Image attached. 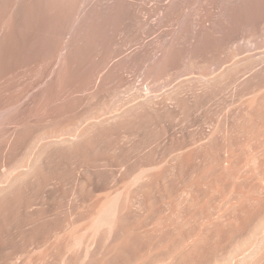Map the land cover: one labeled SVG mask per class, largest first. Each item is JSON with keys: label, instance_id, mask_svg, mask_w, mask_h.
<instances>
[{"label": "bare ground", "instance_id": "1", "mask_svg": "<svg viewBox=\"0 0 264 264\" xmlns=\"http://www.w3.org/2000/svg\"><path fill=\"white\" fill-rule=\"evenodd\" d=\"M241 87L253 93L235 106ZM200 93L204 104H224L201 139L169 132L182 122L175 116L160 136L134 140L138 116L172 112ZM237 107L248 118L262 116L264 0H0V201L37 178L53 155L85 150L116 132L111 161L73 163L62 188L67 208L53 216L51 236L38 239L61 248L64 259L81 246L87 257L94 243L116 235L132 200L129 186L153 182L157 157L168 150L166 169L158 168L178 172L177 182L169 174L180 184L171 192L183 191L190 155L204 144L214 151L221 119ZM223 139L215 160L228 167L237 142L232 126ZM184 223L165 264L185 260ZM248 246L256 247L238 257ZM231 263L264 264V219L222 261Z\"/></svg>", "mask_w": 264, "mask_h": 264}, {"label": "rangeland", "instance_id": "2", "mask_svg": "<svg viewBox=\"0 0 264 264\" xmlns=\"http://www.w3.org/2000/svg\"><path fill=\"white\" fill-rule=\"evenodd\" d=\"M252 93L250 89L241 87L234 105L239 104L240 97L245 102ZM191 96L176 105L177 109L172 106L174 116L167 110L169 114L165 110H159V113L149 110L151 113L146 111L134 120H140L137 125L142 127H133L139 128V134L131 127L127 130L137 132V135L131 132L132 136L135 135L134 140L151 139L160 136L166 125L169 128L168 122H175L174 118L178 116L182 119L181 124L169 128V132H177L175 135L178 137L190 134L196 140L201 139V133L208 132L212 123L222 115L220 110L224 104L220 107L222 102L217 99L204 104L201 93L198 97ZM241 110L237 107L236 111H228L216 132L220 143L230 125L237 139L233 146V160L228 167L223 165L224 162L216 164L219 161V152H216L217 155L214 153L217 142L213 144L215 149L212 145V152L207 144L199 146L196 149L200 153L195 150V154L190 155L194 157L188 160L191 166L188 165L185 171V188L173 194V187L177 185L179 188L180 184L169 181L170 173H161L162 169H166L163 162L169 150L164 154L166 157L161 154L157 158L164 156L165 159L162 161L160 158L162 162L158 163L162 165L157 164L154 181L147 185L139 181L129 186L132 200L125 210V221L119 231L115 236L114 233L109 238L105 236L104 243H94L87 257L82 246L64 259L61 248L44 247L37 242L43 234L51 236L53 216L67 208L62 188L65 185L63 182H68L66 176L73 163L111 161L116 132L98 139L85 150L69 155H53L40 168L37 178H30L19 192L9 194L0 201V264H165L180 246L176 232L181 218L185 222V260L180 264H222L229 252L264 219V107L260 112L262 116L257 119L243 116L245 112ZM155 132L157 135H154ZM212 157L217 160L213 161ZM195 160H200L203 165L207 162L208 166L202 165L201 168L200 162ZM160 166L164 168H158ZM178 175V172L177 176L172 175L177 177L175 182ZM254 247H246L238 257L246 258Z\"/></svg>", "mask_w": 264, "mask_h": 264}]
</instances>
